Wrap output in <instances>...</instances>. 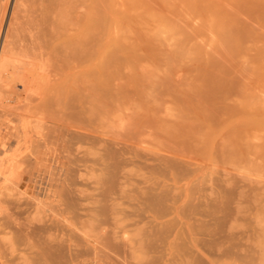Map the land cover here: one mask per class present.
<instances>
[{
  "label": "rangeland",
  "instance_id": "1",
  "mask_svg": "<svg viewBox=\"0 0 264 264\" xmlns=\"http://www.w3.org/2000/svg\"><path fill=\"white\" fill-rule=\"evenodd\" d=\"M244 1L0 0V57L46 81L0 75V264H264V9Z\"/></svg>",
  "mask_w": 264,
  "mask_h": 264
},
{
  "label": "bare ground",
  "instance_id": "2",
  "mask_svg": "<svg viewBox=\"0 0 264 264\" xmlns=\"http://www.w3.org/2000/svg\"><path fill=\"white\" fill-rule=\"evenodd\" d=\"M55 1H57L58 2V0H55ZM55 1H54V3H53V0L52 1H50L49 0V2H46L47 3V6L50 4V5H52L51 3H53L54 5H55ZM63 1V0H62ZM245 1H248V0H245ZM244 1V2H245ZM31 2V1H30ZM252 2H254V4L252 3V5H250V7L251 6H256V7H258V6H260L261 7V5L263 4L264 5V0H253ZM31 3H34V2H31ZM49 3V4H48ZM245 3H250V2H245ZM244 3V4H245ZM21 4H22V2H21ZM61 4V3H60ZM262 5V7L263 8H261L262 9V11H263V9H264V6ZM248 6V5H247ZM37 7V6H36ZM27 8V7H26ZM32 8V7H31ZM28 9V8H27ZM50 9H53V8H50ZM49 9V10H50ZM253 9H255V8H253ZM259 10V8H256L255 10ZM35 10H37L36 8H35ZM48 10V9H47ZM48 10V11H49ZM31 11H32V9H31ZM34 11V10H33ZM43 11V10H42ZM58 11V10H57ZM260 11V10H259ZM39 12V11H38ZM261 12V11H260ZM44 13H45V10H44ZM49 13H50V11H49ZM256 13V12H255ZM28 14H29V12H28ZM34 14V13H33ZM51 14H52V12H51ZM38 16V15H37ZM40 16V15H39ZM38 16V17H39ZM46 16V15H45ZM40 17H42V16H40ZM46 17H48V15L46 16ZM49 17H51V15H49ZM53 18V17H52ZM42 19H45V17L44 18H42ZM50 20H51V18H49ZM54 20V19H53ZM45 21V20H44ZM46 21H48L47 19H46ZM34 22V21H33ZM38 22H41V20L39 21L38 20ZM50 22V21H49ZM44 23V22H43ZM46 23H48V22H46ZM52 24V23H51ZM35 25V24H34ZM33 25V26H34ZM48 25H49V23H48ZM36 26V25H35ZM29 27V26H28ZM40 28V27H39ZM39 28H38V30H39ZM50 28V27H49ZM28 29V28H27ZM31 30V29H30ZM37 30V32H40V31H38ZM41 33H43V32H41ZM36 34V33H35ZM43 35V34H42ZM261 35V34H260ZM34 37V36H33ZM50 37V34H49V36H48V38ZM260 37H262V36H260ZM40 38V37H39ZM38 38V39H39ZM26 39V38H25ZM259 41V40H258ZM25 42V41H24ZM38 42V41H37ZM28 43V42H27ZM259 43H260V41H259ZM257 44L258 45V47H259V45L261 46V45H263L264 46V43L263 44ZM25 44V43H24ZM32 44H34L33 42H32ZM36 44V43H35ZM28 45V44H27ZM43 45V44H42ZM34 46V45H33ZM46 46V45H45ZM30 48V47H29ZM35 48V47H34ZM38 48V47H37ZM40 48H42V47H40ZM47 48V47H46ZM43 49V48H42ZM22 50V49H21ZM25 50V49H24ZM23 50V51H24ZM34 50V49H33ZM263 50V49H262ZM32 51V50H31ZM44 51V50H43ZM26 52V51H25ZM40 52H42V51H40ZM254 52V51H253ZM27 53V52H26ZM36 53V52H35ZM249 53V52H248ZM256 53H258V52H256ZM28 54V53H27ZM31 54H34V53H31ZM260 54V53H259ZM19 55V54H18ZM24 55V54H23ZM41 55V54H40ZM42 55L43 56H45L43 53H42ZM253 55V54H252ZM251 55V56H252ZM261 55V54H260ZM259 55V56H260ZM263 55L264 54H262L261 56V58H258V60L259 59H262V58H264L263 57ZM26 56V55H25ZM35 56H36V58L38 59V60H40L38 57H37V55L35 54ZM35 56H34V58H35ZM39 56V55H38ZM48 56H49V54H48ZM18 57V56H17ZM24 56H22V58H23ZM29 57V56H28ZM35 58V59H36ZM40 58H42V57H40ZM252 59H253V57H251ZM24 59H27V61H29L28 60V58L27 57H24ZM24 59H22V61L21 62H15V63H17V64H14L13 62V59H11V58H9V56L8 57H0V75H2V76H4L5 78H6V81L7 82H10V81H13V82H18V84L19 85H21V87L23 86L24 87V90H25V87H27V85H28V83H29V81L30 82H32V83H35V84H38V85H40V84H43V85H45L44 83L46 82V81H44V80H42V78L43 79H45L44 78V76H42V73H37V71H36V74H37V76H35V77H31L30 76V78H32L31 80H29L28 78H27V75H26V73H29V72H32L31 70V65L29 66V64L26 62V60H24ZM36 59V62L38 61ZM16 60V59H15ZM19 60H21V58L20 59H18V61ZM24 60V61H23ZM42 60V59H41ZM44 60V59H43ZM46 60H48V58L46 59ZM251 60V59H250ZM17 61V60H16ZM31 61V60H30ZM49 61V60H48ZM47 61V62H48ZM262 61V60H261ZM32 62V61H31ZM257 62V61H256ZM264 62V61H263ZM42 63V62H41ZM41 63H38V64H41ZM34 64H35V61H34ZM38 64H35V65H38ZM46 64V63H45ZM258 64H261L260 62L258 63ZM262 64H264V63H262ZM255 65V64H254ZM35 67V66H34ZM33 67V69H36L37 67H35L34 68ZM38 67H39V65H38ZM46 67H47V65H46ZM260 67H262V66H260ZM259 67V68H260ZM40 68H42L41 67V65H40ZM39 69V68H38ZM258 69V68H257ZM262 69L264 70V65H263V67H262ZM40 70V69H39ZM43 70V69H42ZM47 70H48V68H47ZM34 72H35V70H34ZM46 73V72H45ZM33 74H35V73H33ZM264 74V73H263ZM263 74H262V76H263ZM43 75H45V74H43ZM46 75H47V73H46ZM46 75H45V77H46ZM257 75H259V74H257ZM42 76V77H41ZM41 81H43L44 83H41ZM4 82H5V80H4ZM9 84V83H8ZM6 85V84H5ZM31 85V84H30ZM30 85H28V87L30 86ZM43 85H41V86H43ZM2 86V85H1ZM3 86H4V84H3ZM34 86V85H33ZM39 87V88H42V87ZM6 88H7V85L5 86ZM8 87H10V86H8ZM27 87V88H28ZM35 88H38V86L36 87V85H35ZM2 89H3V87H2ZM10 89V88H9ZM30 88H28V90H29ZM9 92V91H8ZM1 93V92H0ZM7 93V92H6ZM10 93V92H9ZM9 96V95H8ZM4 98V97H3ZM1 99V98H0ZM246 100H248V98H246L245 99V101ZM251 101V100H250ZM253 101V100H252ZM248 102L247 103V105H249V106H251L252 105V107H253V102ZM244 102V101H243ZM249 103H251V105L249 104ZM243 105H245V102H244V104ZM257 107V106H256ZM245 108H246V106H245ZM255 108V107H254ZM243 109H244V107H243ZM247 109V108H246ZM255 109H257L258 110V108H255ZM79 110H80V108H79ZM257 110H255V111H257ZM83 111V110H82ZM248 111V110H247ZM250 112H251V110H249ZM259 112H260V114L262 115V118L261 119H263V121H264V108H260V110H258ZM258 111H257V113H258ZM79 113V112H78ZM82 113V112H81ZM254 113V112H253ZM249 114V113H248ZM253 115V114H252ZM259 115V113L257 114V116ZM256 116V115H255ZM256 116V117H257ZM254 118H252V117H250V119H248V121H254L253 120ZM256 119H258V118H256ZM256 121V120H255ZM89 137V136H88ZM94 140V139H93ZM96 140V139H95ZM94 142V141H93ZM96 142V141H95ZM116 150H118V149H116ZM115 150V151H116ZM127 152V151H126ZM163 157V156H162ZM172 157V156H171ZM164 158H166V157H164ZM160 160V159H159ZM121 161V160H120ZM183 161V160H182ZM174 162V161H173ZM171 163V162H170ZM176 163V162H175ZM10 165V164H9ZM164 165V164H163ZM9 167V166H8ZM14 168V167H13ZM16 169V168H15ZM13 170V169H12ZM192 170V169H191ZM158 171V170H157ZM180 171V170H179ZM195 171V170H194ZM159 172V171H158ZM176 172V171H175ZM182 173V172H181ZM191 173V172H190ZM160 174V173H159ZM180 174V173H179ZM182 175V174H181ZM180 175V176H181ZM175 176V175H174ZM167 177V176H166ZM176 177H178V176H176ZM164 178V177H163ZM14 180H15V178H14ZM157 182H158V180H157ZM164 182V181H163ZM176 182V181H175ZM4 183H6V182H4ZM166 183V182H165ZM162 186H164V185H162ZM161 186V187H162ZM166 187H167V185H165ZM156 187V186H155ZM2 188V187H1ZM0 188V189H1ZM4 190H6V189H4ZM168 190V189H167ZM168 192V191H167ZM2 194L4 193V191L2 190V192H1ZM176 194V193H175ZM178 194V193H177ZM170 195V194H169ZM161 199V198H160ZM170 199H171V197H170ZM164 201V200H163ZM170 201V200H169ZM192 208V207H191ZM194 209H195V207H194ZM184 210V209H183ZM194 211V210H193ZM160 213H161V211H160ZM159 213V211H158V215L160 214ZM163 214V213H162ZM185 214V213H184ZM190 214V213H189ZM189 214H188V217H189ZM161 215V214H160ZM165 216V215H164ZM182 216V215H181ZM187 216V215H186ZM194 227H196V226H194ZM203 227V226H202ZM201 227V228H202ZM194 229V228H193ZM192 229V230H193ZM199 230V229H198ZM205 230V229H204ZM1 234V233H0ZM1 237V236H0ZM2 238V237H1ZM4 239V238H3ZM3 242V241H2ZM5 242V241H4ZM262 242H263V240H262ZM260 244H261V242H259ZM263 244V246H264V243H262ZM259 245V244H258ZM262 246V245H261ZM258 247V246H257ZM259 248H262V247H260V245H259ZM4 249V248H3ZM258 250V249H257ZM253 251V250H252ZM259 251V250H258ZM257 251V253H259ZM261 253H262V251H261ZM259 253V257H261V256H263L262 254H264V253ZM260 254H261V256H260ZM257 255V254H256ZM258 256V255H257ZM3 259V258H2ZM260 259V258H259ZM263 259L261 258L260 259V261H262ZM12 261V260H11ZM263 263H264V261H263ZM4 264V263H3ZM17 264V263H16ZM259 264H262L261 262L259 263Z\"/></svg>",
  "mask_w": 264,
  "mask_h": 264
}]
</instances>
